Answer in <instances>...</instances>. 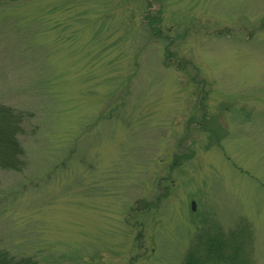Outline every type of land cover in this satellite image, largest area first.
Listing matches in <instances>:
<instances>
[{
  "label": "rangeland",
  "instance_id": "rangeland-1",
  "mask_svg": "<svg viewBox=\"0 0 264 264\" xmlns=\"http://www.w3.org/2000/svg\"><path fill=\"white\" fill-rule=\"evenodd\" d=\"M8 1L0 102L31 117L26 167L0 173V244L182 264L244 225L264 264V0Z\"/></svg>",
  "mask_w": 264,
  "mask_h": 264
},
{
  "label": "trees",
  "instance_id": "trees-1",
  "mask_svg": "<svg viewBox=\"0 0 264 264\" xmlns=\"http://www.w3.org/2000/svg\"><path fill=\"white\" fill-rule=\"evenodd\" d=\"M9 5L10 1L0 0V10H6ZM148 20L150 34L159 32L160 17H148ZM168 54L172 55L167 51L165 56ZM45 93L47 89L40 90V94ZM52 99L53 96L49 94L46 103ZM30 117L29 112L0 102V173L20 172L26 167V151L21 136ZM135 207L145 210L148 206L139 205L138 202ZM252 241L248 226L228 230L214 226L194 239L183 256L182 264H259L252 258ZM13 250H17V247L0 244V264H42L38 258L25 254L23 250L21 254Z\"/></svg>",
  "mask_w": 264,
  "mask_h": 264
},
{
  "label": "water",
  "instance_id": "water-1",
  "mask_svg": "<svg viewBox=\"0 0 264 264\" xmlns=\"http://www.w3.org/2000/svg\"><path fill=\"white\" fill-rule=\"evenodd\" d=\"M192 210L194 209V203L191 204Z\"/></svg>",
  "mask_w": 264,
  "mask_h": 264
}]
</instances>
